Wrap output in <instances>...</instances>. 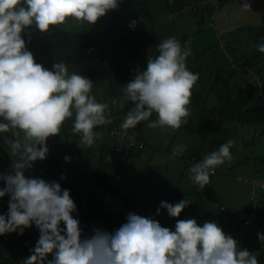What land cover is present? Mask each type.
I'll list each match as a JSON object with an SVG mask.
<instances>
[{"label": "clouds", "instance_id": "obj_1", "mask_svg": "<svg viewBox=\"0 0 264 264\" xmlns=\"http://www.w3.org/2000/svg\"><path fill=\"white\" fill-rule=\"evenodd\" d=\"M120 3L0 0V141L7 145L10 157L8 169L0 171V198L9 197L7 211L0 213V235H23L33 226L38 230V239L20 264H258L256 255L241 247L258 216L260 195L252 182L255 178L244 177L252 184L249 199L251 189L258 194L257 213L239 244L229 234L231 227L226 233L216 220L201 224L191 217L176 219L173 227L162 226L156 216L166 209L169 217H180L191 203L186 198L175 203L162 200L155 213L147 216L129 211L119 227L111 231L92 227L90 233L83 234L74 215L78 209L71 189L63 188L56 179L26 175L35 162L48 157L47 140L60 133L67 119H72V131L85 146L93 145L99 137L94 131L97 126L111 123L109 105L91 94L92 79L69 72L64 62L55 61L48 68L36 60L27 46L32 32L43 34L53 26L67 27L69 18L93 26ZM137 22L132 19L128 27L134 29ZM257 47L264 53V42ZM157 48L158 54L148 57L146 65L123 85L125 99L132 102L120 125L123 130L135 128L141 121H148L151 128L172 129L186 122L191 89L199 78L186 66L191 50L182 48L175 37L164 39ZM153 113L156 119L150 120ZM9 132L12 139L5 135ZM232 146L233 141L228 140L194 163L189 170L191 181L201 189L209 185L216 167L232 159ZM183 151V145L172 150L173 155ZM71 159L64 156L66 162ZM66 178L65 173L60 174V180ZM221 210L226 208L221 206ZM257 239L264 247V232H257Z\"/></svg>", "mask_w": 264, "mask_h": 264}, {"label": "trees", "instance_id": "obj_2", "mask_svg": "<svg viewBox=\"0 0 264 264\" xmlns=\"http://www.w3.org/2000/svg\"><path fill=\"white\" fill-rule=\"evenodd\" d=\"M228 1L219 0L220 3L217 6L212 2H206L203 4L205 7L200 0H171L168 4V18L171 20L174 18L173 14L181 15L186 8L192 10L191 20L196 23L197 29L192 33H184L176 39L182 48L187 47L191 50V54L186 58V66L193 73L200 72L196 83L200 88L204 86L206 88L204 91L191 89L192 95L187 106L189 114L186 117V122L178 128L183 129L186 133L198 131L208 135L214 131L217 132L223 124L234 123L235 121L243 125H257L256 127L258 124H262L260 129L264 131V98L262 96L264 91V55H249L247 53L236 55L237 48H226V44H224L230 35L238 34L239 38L243 36L255 44L264 42V12L259 25H243L227 32H220L216 27V17L220 8ZM188 3L190 4L188 5ZM134 18L138 20L137 25L134 29L129 28L128 24ZM69 22L72 27L68 26L67 21V27L53 26L47 33L43 34L32 32L31 41L27 46L33 52L36 60L48 68H51L55 61L64 62L69 72L74 67L78 68V73L92 79L91 94L104 81H108L109 90L117 93V96H122L121 101L124 102V106L107 110V116L111 119V123L97 126L94 129L100 135L93 145L80 144V135L72 131L71 118L62 124L63 140L69 144L72 139L71 144L75 146V149L78 147L77 154L72 159H91L93 151L96 152L97 150L96 154L98 153L100 161L111 164L107 159L110 153L114 152L116 156H122L119 159V166L125 165L141 155L148 146L145 129L149 126L148 121H141L135 128L123 130L120 127L132 103L125 99L122 88L134 77L138 69H142L146 65L148 57H155L158 54L157 44L164 40V35L161 30L160 32L156 30L150 0H121L117 9L109 10L93 27L84 25L87 24L86 22H79L81 25L74 27L77 21ZM207 26L209 27L208 30L213 32L212 39L207 32ZM241 33L242 35H240ZM261 64L263 66L259 69L260 74L254 76V83H249V92L242 89L235 90L231 86V79L237 72L256 73L257 66ZM208 68H214L215 71L206 76L205 70ZM204 78H208L207 82ZM261 80L262 84L260 83ZM254 96H259L258 103L254 102ZM210 99L215 101L211 106L208 105ZM149 119L155 120L156 114L153 113ZM199 121L204 122L205 131L200 129L202 126L197 127L196 124ZM111 130L131 133L135 135L139 143L134 146H128L124 143L120 149H117V138L110 133ZM257 136L259 135L257 134ZM0 139L2 140V138ZM212 148V144L203 140L199 147L197 146L196 149L190 151L188 155L185 153L173 155V152L169 151L167 156L169 161L181 158L187 163L194 164L200 161L206 153H210ZM261 159L264 160V156ZM69 165L70 162H66L57 154H50L46 159L41 160L37 167L38 173L41 171L43 178L56 179L61 183L60 174H66ZM99 171L100 169H97L95 178H98ZM109 177L102 178L108 179ZM82 190L84 195H81ZM92 191L91 187L89 189L77 188L70 193L77 205L78 212L74 215H77L81 222V227L84 229L83 234L90 233L91 230L88 228L91 224L111 231L123 223L125 215L129 211L139 209L135 204L138 197L121 198L117 196V202L123 201L124 203L122 205L123 214L119 218H115L94 207L96 200L92 198ZM173 196L170 199L166 194H163L158 198V203L162 200L175 203L180 198H186L185 196L179 197L177 194ZM7 197L6 195L4 198ZM146 197L147 202L154 201L152 196H142L141 198L145 199ZM247 209L237 213L247 211ZM148 211L155 212L156 210ZM236 215L238 214L231 216V228L234 225ZM258 216L261 218L262 232H264V207H259ZM38 236L39 232L35 226L31 227L29 233L25 236L19 235L17 239V241L23 240L24 250L21 252L13 250L9 253L4 235H0V264H20V260L29 255V248L35 244ZM255 236L254 233L252 237ZM244 243L241 247L249 249L253 255H256L258 264H264V247L261 246V243L247 240ZM49 258H51V254H49Z\"/></svg>", "mask_w": 264, "mask_h": 264}, {"label": "rangeland", "instance_id": "obj_3", "mask_svg": "<svg viewBox=\"0 0 264 264\" xmlns=\"http://www.w3.org/2000/svg\"><path fill=\"white\" fill-rule=\"evenodd\" d=\"M170 2L171 0H150L151 13L155 17L156 30L159 32L161 30L164 39L169 37L176 38L184 33H192L195 31L197 26L196 23L191 20L192 10L190 8L183 10L185 12L181 15L173 14V20L168 18V4ZM190 3H188V5ZM255 3L257 7L264 8V0H261V2L256 1ZM203 6L205 7V5ZM245 7L251 10L250 6ZM246 18L252 20L250 25L261 24V19L255 20L256 18L254 19L253 15H248ZM69 21L75 22V20H68V26L72 27ZM234 23L238 24V21L235 20ZM76 25L81 24L77 21L74 27ZM84 25H87V27L91 26L89 24ZM208 28L207 26V32L212 39L213 32L208 30ZM240 35H242V33ZM238 36L239 34L234 36L230 35L226 43H224L226 44V48H237L238 52H236V55L243 53L249 55H264V53L258 50V42L255 44V42H249V40L243 36L240 38ZM194 66L196 68V65ZM262 66L263 64L257 66L256 73L237 72L233 79H231V86L235 90L242 89L249 92V83H254V76L260 74L259 69L262 68ZM214 71V68L206 69V76ZM70 72H79V69L74 67V69H70ZM196 73L200 75L199 71H196ZM204 79L207 82L208 78ZM260 83L262 84V80ZM192 88L200 91L206 89L205 86L200 88L197 83H195ZM92 95L98 102L107 103L109 105L108 109L113 107L118 109L124 106V102L121 101L122 96H117V93H113L112 90H109L108 81H104L98 86ZM262 96L264 98V91L262 92ZM253 100L255 103H258L259 96H254ZM214 102V100L210 99L208 105L211 106ZM196 125L197 127L202 126L200 129L205 131L204 122L199 121ZM256 126L257 125H243L235 121L234 123L223 124L217 132L214 131L208 135L198 131L186 133L183 129L178 128L146 127L145 135L148 140V146L141 155L132 159L127 164L119 166V159H121L122 156H116L114 152H111L107 159L111 164H107L104 163V161H100L98 153L96 154L97 150L96 152L93 151V157L91 159L74 158L70 161L69 168L66 171L67 178L62 180L61 184L63 188L71 189V192L75 191L77 188L89 189V187H91L93 190L92 198L96 200L94 207L103 210L115 218H119L123 214L122 205L124 202H117V196L121 198L130 196L138 197V201H136L135 204L139 209L131 211L145 216L155 213L148 210L157 209L159 206L158 198L161 195L166 194L170 199L174 197V194H177L179 197L185 196L191 203L182 210L180 217H169L166 209L162 210V213L156 216V219L160 221L162 226L173 227L176 219L195 217L198 223H203L205 220H216L223 227L224 231L229 233L230 217L234 215L236 210H242L251 206L248 190L251 188L252 184L245 181L244 177L259 178L256 176L252 177L253 173L247 171V167L252 171H256V175H264L263 170H260L264 165V160L261 161V159H259L260 155L261 158L264 156V145L262 144L264 140V131L260 129L262 124H258V127ZM62 127L63 125H61L60 133L48 138V155L57 154L63 159L65 155H68L73 158L77 154L78 147L76 149L74 148L75 146L71 144L72 139L69 144H66L62 137ZM255 128L259 129L257 133H255ZM257 134H260V136H257ZM5 135L8 136L9 139L13 138L11 132ZM203 140H207V143L212 144V151L217 150L221 144L228 140L233 141V146L230 149L232 159L217 166L215 173L210 175L209 185L201 189L190 179L189 170L194 164L187 163L181 158H177L175 161H169L167 152L172 151L177 145H183V153L188 155L190 151L196 149L197 146L199 147ZM6 150L7 145L0 141V171H6L10 164V157ZM92 159L94 160L92 161ZM40 161L41 160L35 162L33 169L26 173V175H38L43 177L41 171L38 173L37 164ZM234 161L235 164L232 165ZM255 167H258V169ZM97 169H100V171L98 178H95ZM105 176L110 177L108 179L102 178ZM239 176L242 178L239 179ZM99 177H101V179H99ZM255 188L257 192L261 191L258 185H256ZM81 195H84L83 190L81 191ZM142 196H152L154 201L147 202V197L142 199ZM8 199L9 197L0 198V213L7 211ZM221 206H224L226 211H221ZM124 221L125 218L123 222ZM92 227L98 226L96 224H91L88 230H91ZM29 232L30 228L26 229L23 235L25 236ZM18 236L17 233L4 235L6 248L9 253L13 250L17 252L24 250L25 244L22 239L17 241Z\"/></svg>", "mask_w": 264, "mask_h": 264}, {"label": "crops", "instance_id": "obj_4", "mask_svg": "<svg viewBox=\"0 0 264 264\" xmlns=\"http://www.w3.org/2000/svg\"><path fill=\"white\" fill-rule=\"evenodd\" d=\"M256 1L261 2V0H247V3L249 5L246 4L245 0H229L228 3H225L221 8H220V12L217 14L216 17V27L220 32H227L229 30L235 29L237 27L243 26V25H249L251 23V19H247L246 17L248 15H253L255 20L258 19H262V14L264 12V8H259L256 5ZM263 5V4H262ZM245 6H250L251 10H249L248 8L246 9ZM255 8V9H254ZM253 19V20H254ZM235 20L238 21V24H235ZM258 129L255 130V133H257ZM261 132V130H260ZM260 136V134H258ZM262 144L264 145V140L262 141ZM264 151V150H263ZM261 159V155L260 158ZM261 161H263L261 159ZM235 164V161L232 163V165ZM256 168V167H255ZM258 169V167L256 168ZM260 170H263L264 172V165L261 167ZM247 171L253 173L252 177L256 176V177H263L264 175H256V171H252L249 167H247ZM257 179V178H255ZM259 192V199H258V206L260 208L264 207V192L262 191H258ZM247 208H244L242 210H245ZM241 209L236 210V212L234 214H236L238 211H242ZM231 217H230V223H231ZM262 223H261V218L260 216H256V218L254 219L249 234L246 237L245 241H253V242H257V231L258 232H262ZM251 233V234H250ZM256 234L255 237H252L253 234ZM252 235V236H251ZM244 241V242H245ZM245 244V243H244Z\"/></svg>", "mask_w": 264, "mask_h": 264}, {"label": "built area", "instance_id": "obj_5", "mask_svg": "<svg viewBox=\"0 0 264 264\" xmlns=\"http://www.w3.org/2000/svg\"><path fill=\"white\" fill-rule=\"evenodd\" d=\"M200 1L202 2V5L206 2H212L213 4H216L215 6H217L219 3V0H200ZM110 133H112V135H114L117 138V141H116L117 142V146H116L117 149H120L124 143L128 146H131V145L134 146L137 143H139V141L136 139L135 135H133L131 133L118 132L116 130H111ZM139 146H140V144H139ZM252 182L254 184H257L260 188L264 189V178L262 180L253 179ZM249 196H250V199L252 202L251 209L247 212L240 213L235 217L234 225L231 228V231L229 233L238 240L239 244L242 242V240L244 239V237L247 233L251 219H253V217L257 213L256 200L258 198V194L254 189H251L249 191ZM239 244H238V246H239Z\"/></svg>", "mask_w": 264, "mask_h": 264}]
</instances>
